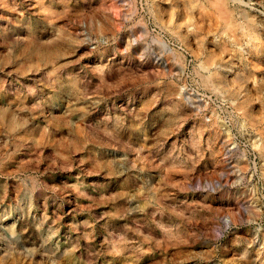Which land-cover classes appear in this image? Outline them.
I'll use <instances>...</instances> for the list:
<instances>
[{
  "label": "rangeland",
  "instance_id": "rangeland-1",
  "mask_svg": "<svg viewBox=\"0 0 264 264\" xmlns=\"http://www.w3.org/2000/svg\"><path fill=\"white\" fill-rule=\"evenodd\" d=\"M177 1L0 0V264H264V0Z\"/></svg>",
  "mask_w": 264,
  "mask_h": 264
},
{
  "label": "bare ground",
  "instance_id": "bare-ground-1",
  "mask_svg": "<svg viewBox=\"0 0 264 264\" xmlns=\"http://www.w3.org/2000/svg\"><path fill=\"white\" fill-rule=\"evenodd\" d=\"M149 1V0H148ZM151 1V5H152V10H153V14H154V18L156 19V21L161 24L162 26H166L167 28H169V30L173 33V35L175 37H178L182 42H184L185 44H189V36L187 33H185L182 29H181V22L180 20L182 19V16L181 18L180 17H177L176 14H175V8L177 5H178V1L177 0H150ZM166 1V2H165ZM182 1V5H184L185 7L188 5V4H194L196 2V0H181ZM211 1L212 5H213V8L216 10V12H220V14H215L212 12V14H215L216 15V19L214 17H212L214 19V22H212V20H208L212 23H215L217 18L219 20V28L218 30H221L220 34H222L221 36L223 37V39H227L229 42H232L234 45H238V44H235L236 42H239L237 41V39L239 38H246L248 43H252V45L254 44L253 40L255 41L256 39V36H255V27H254V23H253V20L252 18H250V16H248L246 13L244 14V17H238L237 16V13H236V10H232L230 8H228L227 6V2L226 0H209ZM163 4L167 5L169 4L170 5V12L168 10V13H170V17L168 18V15H167V18L164 17L163 13L165 12L164 11V6ZM203 5V4H202ZM201 5V6H202ZM193 6V5H192ZM196 6V5H195ZM198 7V6H197ZM193 9V8H192ZM207 13V12H206ZM244 13V12H243ZM180 14V13H179ZM209 14V13H208ZM181 15V14H180ZM205 15V13H204ZM210 15V14H209ZM196 16V15H195ZM186 17V16H185ZM188 17V16H187ZM191 17V16H190ZM211 18V15L209 16ZM167 19V20H166ZM207 21V20H206ZM208 21V23H209ZM202 21H200L201 23ZM198 23H199V20H198ZM207 24V23H206ZM218 24V23H217ZM204 25V24H203ZM214 25V24H213ZM207 26V25H206ZM205 28H208V27H205ZM203 28V29H205ZM211 28H213V26L211 25ZM194 29V28H193ZM202 29V30H203ZM216 29V28H215ZM201 30V29H200ZM206 32V30H204ZM213 31V29H212ZM210 32V31H209ZM202 34V33H201ZM214 34V33H213ZM210 35V34H209ZM218 35V34H217ZM194 36V35H193ZM198 36V35H197ZM200 36V35H199ZM219 37V35H218ZM154 38V37H153ZM197 38V37H196ZM195 38V39H196ZM202 38V37H201ZM201 38L199 39H196V40H202ZM205 38V37H204ZM217 38V36H216ZM221 39V38H220ZM204 41V40H202ZM224 41V40H223ZM222 41V42H223ZM226 41V40H225ZM258 41V40H257ZM200 42V41H199ZM226 43V42H225ZM201 44V43H200ZM221 44V43H220ZM257 44V43H256ZM208 45V44H207ZM230 46V44H228ZM235 46V47H236ZM251 46V45H250ZM199 47V46H198ZM209 47V45H208ZM207 46H203V47H199L197 48V50L195 49H192L190 48V51L194 54H198L197 52L200 51H205L204 49L205 48H208ZM219 47V46H218ZM227 47V45H226ZM232 48V46H230ZM234 47V46H233ZM212 48V47H211ZM228 48V47H227ZM226 48V49H227ZM224 46H220V50L223 52L224 50ZM215 50V49H214ZM234 50V49H233ZM238 50V49H237ZM197 51V52H196ZM208 52V51H207ZM205 53L204 55V61L202 62V68L205 69L207 71V73H202L201 74V80L203 83L207 84V87L210 86L212 87L213 89L219 91V87H218V83H223V79L225 81H227L228 79L222 77V78H219V72H216L212 69V67L210 66L211 65V62L213 61V55L212 53ZM226 52V50H225ZM233 52V51H232ZM219 54V52H218ZM216 55H217V51H216ZM235 55V54H234ZM239 57V59H242V57L239 55H237ZM236 56V57H237ZM244 57V56H243ZM200 58V57H199ZM238 63V62H237ZM236 64V63H235ZM249 64V63H248ZM247 70V69H246ZM235 71V70H234ZM200 72V71H199ZM231 72V71H229ZM242 70L238 69L237 70V73L234 75L235 77L232 79L234 82L237 83L238 87L241 85L242 87H246L245 84H243V79H241L239 73L241 74ZM201 73V72H200ZM243 73V72H242ZM258 76V75H257ZM251 77V76H250ZM249 77V79H250ZM198 79V78H197ZM253 85V83L251 84ZM249 86V85H248ZM236 87V86H235ZM250 87V86H249ZM253 88V87H252ZM255 89V88H254ZM226 91V90H225ZM243 92V91H242ZM259 93V92H258ZM250 94V93H249ZM261 95V94H260ZM264 96V95H263ZM255 98V97H254ZM256 99V98H255ZM261 99V98H260ZM261 101V100H260ZM262 104V103H261ZM255 105V104H254ZM258 105V104H257ZM260 105V104H259ZM264 106V105H263ZM198 107V106H197ZM262 107V106H261ZM237 108V107H235ZM263 108V107H262ZM249 109V108H248ZM237 110V109H236ZM256 110V109H254ZM262 110V109H261ZM264 110V109H263ZM239 112V111H238ZM254 113V112H253ZM258 113V112H256ZM264 113V111H263ZM261 116V115H260ZM242 117V115L240 116ZM244 117V116H243ZM262 118V116H261ZM260 118V119H261ZM253 119V118H251ZM256 119V118H255ZM254 119V120H255ZM253 120V121H254ZM263 120V118H262ZM236 123V122H235ZM13 125V122H10V126ZM256 125V124H254ZM253 125V126H254ZM13 127V126H12ZM247 128V126H246ZM258 145V144H257ZM258 151L259 153H263L264 151V148L263 146H258Z\"/></svg>",
  "mask_w": 264,
  "mask_h": 264
}]
</instances>
